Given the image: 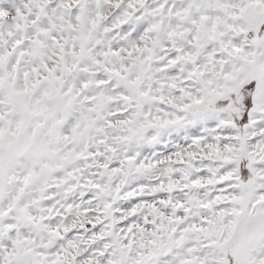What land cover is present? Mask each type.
Returning <instances> with one entry per match:
<instances>
[{
    "label": "snow or ice",
    "instance_id": "obj_1",
    "mask_svg": "<svg viewBox=\"0 0 264 264\" xmlns=\"http://www.w3.org/2000/svg\"><path fill=\"white\" fill-rule=\"evenodd\" d=\"M0 264H264V0H0Z\"/></svg>",
    "mask_w": 264,
    "mask_h": 264
}]
</instances>
